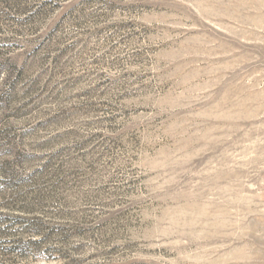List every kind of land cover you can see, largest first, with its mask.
<instances>
[{"label": "rangeland", "instance_id": "1", "mask_svg": "<svg viewBox=\"0 0 264 264\" xmlns=\"http://www.w3.org/2000/svg\"><path fill=\"white\" fill-rule=\"evenodd\" d=\"M0 264H264V0H0Z\"/></svg>", "mask_w": 264, "mask_h": 264}, {"label": "bare ground", "instance_id": "2", "mask_svg": "<svg viewBox=\"0 0 264 264\" xmlns=\"http://www.w3.org/2000/svg\"><path fill=\"white\" fill-rule=\"evenodd\" d=\"M206 15V14H205Z\"/></svg>", "mask_w": 264, "mask_h": 264}]
</instances>
